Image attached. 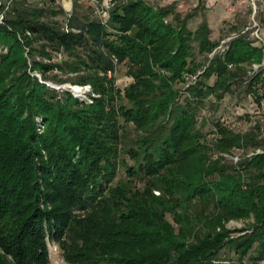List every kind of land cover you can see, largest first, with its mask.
I'll return each mask as SVG.
<instances>
[{
	"label": "trees",
	"instance_id": "1",
	"mask_svg": "<svg viewBox=\"0 0 264 264\" xmlns=\"http://www.w3.org/2000/svg\"><path fill=\"white\" fill-rule=\"evenodd\" d=\"M112 1L106 20L77 11L61 20L64 10L43 0L0 2V264H48V241L69 264L257 263L264 143L219 124L207 143L195 126L206 98L221 100L247 65H261L263 47L241 34L209 57L220 42L206 19L192 30L194 14L181 18L172 5ZM118 64L132 79L123 90ZM187 76L197 79L180 102ZM47 80L89 85L97 96L86 104ZM246 88L264 101V65ZM120 166L125 176L113 184Z\"/></svg>",
	"mask_w": 264,
	"mask_h": 264
},
{
	"label": "rangeland",
	"instance_id": "2",
	"mask_svg": "<svg viewBox=\"0 0 264 264\" xmlns=\"http://www.w3.org/2000/svg\"><path fill=\"white\" fill-rule=\"evenodd\" d=\"M37 5L42 4V0H31ZM45 4L54 5V8L61 7L65 14L60 17L70 16L73 11L81 14H88L106 20L108 11L112 8L114 1L112 0H43ZM154 7L159 6H173L174 11L178 12L181 18L188 14H194L186 20L187 26L190 29H195L197 23L203 18L206 19L211 27V38L219 40V46L209 55L222 52L227 42L237 35H245L249 40L253 41L254 46H258L261 42V22L264 18V0H216L212 1L209 7H206L204 0H145ZM1 2V0H0ZM196 9V10H195ZM113 38V37H112ZM257 43V44H256ZM260 47V46H258ZM197 59L205 61L204 57L197 54ZM264 65V51L263 60L260 66ZM256 64L247 65L245 67L246 74L234 83L229 93L224 94L223 98L216 101L214 97L210 96L204 100L203 105L196 112V129L202 134L207 143H211L216 134V124L226 129H230L236 133H247L255 131L258 138L264 143V101L257 105L251 95L247 92L248 78L256 72L259 67ZM201 72V71H200ZM34 75L40 79L38 73L33 72ZM57 74L59 77L66 78L67 75L61 74L54 70L49 73ZM68 77H75L71 74ZM196 76H187L184 84H178L177 87L181 90L179 101H183L187 95L186 88L188 84L196 81ZM131 77L127 74V66L125 64L116 65L114 72V85L123 90L130 82ZM213 79L208 82L212 83ZM44 83L53 90L61 93L69 91L73 97L84 101L86 104H91L92 99L97 95L93 93L91 87L78 86L69 83L57 84L51 80L44 81ZM37 121V133H42L45 128V122L39 116H35ZM126 145L130 144L129 140L135 138V132L131 125L126 126ZM240 151H235L233 155H226L227 159L235 160ZM121 158L129 165L133 164V160L128 154L124 153ZM125 176V168L120 166L117 171V176L113 184ZM139 186V185H138ZM158 195L157 191H154ZM167 219L172 222L171 216L167 215ZM252 220H230L226 227L231 230H239L246 228L248 223ZM244 232H235L231 236H238ZM48 247V264H69L63 260L62 252L59 246L51 241L47 243ZM0 253H3L0 249ZM222 258H230L232 262H236V256L228 249H222L219 253ZM245 264H252V261L246 257L243 261ZM254 264H264V258Z\"/></svg>",
	"mask_w": 264,
	"mask_h": 264
},
{
	"label": "crops",
	"instance_id": "3",
	"mask_svg": "<svg viewBox=\"0 0 264 264\" xmlns=\"http://www.w3.org/2000/svg\"><path fill=\"white\" fill-rule=\"evenodd\" d=\"M204 1H205L206 7H209L210 4H211V2L212 1H216V0H204ZM260 30H261V42H259L258 46H262L263 47V51H264V20H263V22H261V28H260Z\"/></svg>",
	"mask_w": 264,
	"mask_h": 264
},
{
	"label": "built area",
	"instance_id": "4",
	"mask_svg": "<svg viewBox=\"0 0 264 264\" xmlns=\"http://www.w3.org/2000/svg\"><path fill=\"white\" fill-rule=\"evenodd\" d=\"M236 159H237V158H236ZM236 159H235V160H236Z\"/></svg>",
	"mask_w": 264,
	"mask_h": 264
}]
</instances>
